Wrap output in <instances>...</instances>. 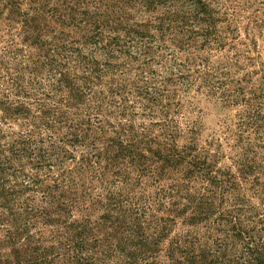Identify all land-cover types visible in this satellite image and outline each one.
<instances>
[{
	"label": "trees",
	"instance_id": "obj_1",
	"mask_svg": "<svg viewBox=\"0 0 264 264\" xmlns=\"http://www.w3.org/2000/svg\"><path fill=\"white\" fill-rule=\"evenodd\" d=\"M20 2L0 0L34 48L0 91V264H264V162L241 134L264 132V64L227 12ZM192 91L243 107L236 171L184 120ZM18 116L21 131L1 128Z\"/></svg>",
	"mask_w": 264,
	"mask_h": 264
},
{
	"label": "rangeland",
	"instance_id": "obj_2",
	"mask_svg": "<svg viewBox=\"0 0 264 264\" xmlns=\"http://www.w3.org/2000/svg\"><path fill=\"white\" fill-rule=\"evenodd\" d=\"M21 8H30L34 6V3H29V0H20ZM215 10H225L229 18V24L236 28L233 43L240 49L250 50L249 56H254V59L259 60L264 64V0H207ZM17 32H21V22L18 17L13 18L8 13L7 7H4L0 3V60L5 58L7 62L0 61V91L6 86L8 76L18 70L16 65L19 58L24 54L34 51V48L30 47L28 43L21 41L22 35H18ZM12 34V35H11ZM14 35V36H13ZM14 41L12 42V38ZM232 40V39H230ZM232 42V41H231ZM16 48H22L23 51L17 53ZM227 46L224 47V52H228ZM230 52H235V48ZM18 64V63H17ZM246 68L251 69L248 65ZM258 66L255 67L257 69ZM263 75L258 72L257 75L252 76V81L259 85L261 80L260 76ZM28 74H26V77ZM260 80V81H259ZM263 83V81L261 82ZM245 85V83H243ZM259 93V89L256 90ZM192 101L190 107L185 102L182 114H184L187 120L198 118L202 124L200 132V143L204 144L205 140H213V145L209 148L218 152L217 165L219 167H230L232 171L237 170L236 160H240L245 157L241 147L245 144L238 140L237 133L240 131L241 120H244L241 116L243 107L239 104L226 105L216 97L207 95L204 96L199 92H191ZM1 98V95H0ZM264 107V98L260 99ZM183 117V116H182ZM183 119H181L182 121ZM7 125H2V129L10 133L13 131H21L24 127L22 122L24 118L21 116L15 117L12 120H7ZM180 121V120H179ZM243 125V124H242ZM244 132L241 134L247 137L250 144L256 143V149L260 158L264 162V132L260 135L256 134L252 128L242 127ZM264 129V126L263 128ZM7 137L6 140H9ZM243 143V145H242ZM206 144V143H205ZM204 144V145H205ZM207 146V145H206ZM250 153V152H248ZM246 194H251L250 191L244 189L241 190ZM254 204L259 203V199L253 198L251 200ZM259 206H263L260 204ZM178 220H181L180 218Z\"/></svg>",
	"mask_w": 264,
	"mask_h": 264
}]
</instances>
